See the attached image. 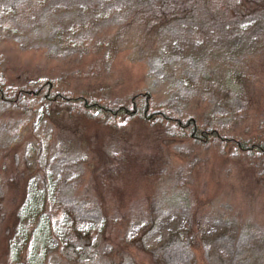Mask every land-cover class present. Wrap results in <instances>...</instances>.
<instances>
[{
	"label": "rangeland",
	"instance_id": "374dc122",
	"mask_svg": "<svg viewBox=\"0 0 264 264\" xmlns=\"http://www.w3.org/2000/svg\"><path fill=\"white\" fill-rule=\"evenodd\" d=\"M43 2L53 8L49 13H45ZM112 2L113 8H120L121 5L126 7L124 0ZM90 6L85 0H0V71H3L7 78L19 76L21 82L12 78L16 85L33 87L40 79L50 77L54 79L57 87L64 89L63 91L83 95L90 100L100 97L112 104H127L133 95L149 93L156 107L179 116L194 113L193 115H197L206 125L211 121L222 123V119L235 112L238 120L241 119L245 123L241 122L243 125H249L245 137L264 136V53L259 57L255 54L259 51L255 52L252 64H248L254 69L253 72L249 70L253 76H249L250 81L245 85L242 94L244 97L212 87L204 88L193 77L187 76H183L180 83L185 89L180 87L179 92H167L160 80V74L164 71L171 75L169 72L173 70V65L178 67L182 64L195 71L202 66L203 59L216 58L223 50L258 47L264 37L254 34L250 29L227 35L220 26L216 29L212 26L214 32H209L202 29L203 26L191 28V25L185 24L183 27L186 28L181 33L155 38L148 44L141 41L139 43L140 36L121 37L116 33L113 41L108 35L105 36L108 30H112L105 27L100 20L95 21L94 26L73 24L77 18L74 13H83ZM96 7L98 6L94 5L93 9ZM57 13L58 16L61 15V28L55 21H50V14L54 17ZM44 15H47V19ZM72 17L76 18L71 21ZM101 38L104 43L110 45L112 51H107L109 49L105 44H102L105 45L104 48L96 45V41ZM141 46L153 56H145L142 53V57L137 51ZM152 57L162 61L163 67L157 62L152 64ZM16 85L14 86L17 87ZM7 94L11 95V92L7 91ZM205 102L210 104L205 108L207 112L200 115L191 109L195 105L198 106L197 110H201L200 106ZM20 104L31 106V101L24 99ZM22 105L14 106L0 102V176H3L6 166L9 165L13 169L9 180L15 177V183L11 180L14 185L19 183L21 174L22 177L30 174L34 176L38 167L53 173L58 181L51 190L57 191L54 209L63 206L65 201L70 204L64 209H70L71 215L60 222L57 230L61 240L68 239V245L75 240L77 229L88 230L90 226H94L96 216H87L90 212L86 210L90 209L81 203H73L71 197L64 193L74 191L77 184V191H92V188L87 186L88 182L92 185L89 174L91 165L94 163L99 166L98 163L105 159L107 162L101 165L95 176L99 178L103 174L102 180L106 185L101 180L103 185L101 184L100 191L134 189L200 191L202 194L211 192L206 196L215 205L212 209L217 211L211 217L216 218H213L211 224H207L206 211L202 214L206 217L202 220H207L202 222L201 235L208 245L207 251L212 252V264H264V156L258 159L242 157L235 150V155L230 156V159L244 163L239 164V167L233 166L231 162L223 166L219 156L231 155V150H221L218 147L212 154L211 148L206 149L189 143L186 137L175 129L163 128L162 125L151 126L140 118H133L125 124L115 121L101 124L82 113L72 112L70 107L63 103L53 105L42 101L34 107L31 106V111L35 112L33 114L24 110ZM224 128L234 134L240 131L232 124L226 125V121ZM242 129L244 131L245 127ZM234 136L237 137L236 134ZM93 157L102 159L94 160ZM88 159L91 164L88 168L85 166L82 171V162H87ZM240 166H243L242 171ZM102 168L104 169L100 170ZM140 176L146 185L139 184ZM28 182L34 187L37 181L36 178H31ZM226 192L232 195L229 196ZM113 199L112 195L110 200ZM178 201L175 198L165 202L170 205ZM140 202L139 199L132 201L134 204ZM116 205L112 204L113 209ZM175 206L176 204L172 205ZM227 208L231 213L226 212ZM200 209L206 208L201 206ZM169 210L161 212L153 219L138 217V220L131 222L133 224L127 234L129 238L145 237V246L160 255L155 257V262L160 258L166 261L163 250L165 246L178 245L174 234L179 225L185 223L178 210ZM236 212L243 226L241 232L245 233V240L241 239L243 244L240 242L239 246L235 245L234 238L237 236L234 237L236 234L232 228L220 222H237L234 218ZM224 234L231 236L234 245L228 240L217 238ZM78 241L70 247L77 246ZM56 245L54 240L52 247L48 246L47 251L53 252ZM235 246L237 250H242L240 256L245 251L242 257L238 258L239 252H234ZM174 253L176 255L172 260L176 261V256L180 253L179 248H176ZM183 258L186 259L185 256Z\"/></svg>",
	"mask_w": 264,
	"mask_h": 264
},
{
	"label": "trees",
	"instance_id": "16d2710c",
	"mask_svg": "<svg viewBox=\"0 0 264 264\" xmlns=\"http://www.w3.org/2000/svg\"><path fill=\"white\" fill-rule=\"evenodd\" d=\"M85 1L91 4L90 8L78 15L74 13L77 18H74L75 21H73V17L71 18V21L74 22L73 24H79L83 27L94 26V22L100 20L105 27L112 30L111 32L108 30L105 36L108 35L113 41L116 34H118L121 37L126 35L131 36V38L140 36L139 43L141 41L148 44L152 43L155 38L160 39L171 33H181L186 28L183 27L185 24L191 25V28H196L198 25L203 26L202 29H207L209 32H214L212 26L215 29L220 26L223 27L222 29L225 30L224 32L227 35H234L250 29L254 34L264 37V0H124L126 1V7L121 5L120 8H113L114 2L112 1L114 0ZM93 4L98 7L93 9ZM43 9H45V13H49L53 8L43 2ZM44 17L47 19V15H44ZM60 18L61 15L58 16V13L54 17L50 14V21H55L59 28H61ZM190 31L189 29L188 32ZM61 32L63 31L61 30ZM96 42H98L96 43L97 46L100 45L104 48L106 45L109 49L107 51H112L110 45L104 43L102 38ZM78 44L80 45L81 43ZM137 49L142 57H144L143 54L149 57L153 56L145 51L143 46ZM221 53V55H216V58L203 59L202 66L195 71L187 69L182 64L178 67L173 65V70L169 72L171 75L166 71L160 74L162 86L165 85L167 92H179L181 90L179 89L180 87L185 89L180 83L182 82V77L187 76L193 77L204 88L207 86L220 91L225 90L242 97L245 85L250 81L249 76H253L251 72H253L254 68L248 66V64H252L255 54L260 57L264 53V41L258 47L251 48L246 46L241 50H223ZM152 59H154L151 61L152 64L157 62L163 67L162 61L155 60V57H152ZM149 66L150 63L148 64ZM12 78L21 82L19 76L7 78L4 72L0 71V102L8 105H22L20 101L24 99L27 102L31 101L32 107L42 101L53 105L63 103L68 105L72 112L82 113L101 124H109L114 121L125 124V122L133 118H140L151 126L157 125L160 127L162 125L163 128L175 129V131L186 137L189 143L206 149L211 148L210 152L212 154L214 149L218 147L221 150H231V155H218L220 157L219 160L223 161V166L231 162L233 166L239 167V164L244 163V161L237 163L230 159V156L235 155V150L242 157L248 156L249 158L258 159L264 156V136L256 135L252 137L248 135L245 137L244 135L248 134L246 129L249 125H243L244 122L241 119L238 120L239 117L235 116V112L230 113V117L222 119V126L220 125L222 123L219 122V124L217 122L216 124V122L212 121L206 125L201 122L197 115H193L194 113L187 116H179L166 109L156 107L153 105L152 96L149 93L135 94L128 100L127 104H112L100 97L90 100L83 95H75L70 91H63L64 89L57 87L55 82H53L54 79L50 77L40 79L33 87L16 85L14 84L16 81ZM7 91L11 92L12 98L10 94H7ZM196 96L201 97V95ZM208 105L210 104L205 102L204 105L200 106L202 107L201 110H197L198 106L195 105L191 109L201 115L202 112H207L205 108ZM31 106L22 105L21 107L30 112L32 110ZM226 111L228 110L226 109ZM31 112L32 114L35 113L34 111ZM225 121L226 125L232 124L235 129L238 128L237 130H240L239 133L237 131L235 133L237 137L234 136L233 132H228L224 128ZM235 122L237 123L235 124ZM243 127H245L244 131ZM83 156L85 157V155ZM102 158H104L103 155ZM102 158L93 157L94 160ZM105 162L107 161L104 159L98 163L100 164L99 166L94 165V163L91 165L89 174L92 178L90 181L92 185L88 182L87 186L89 189L92 188L90 189L92 191H77V184L74 191L64 193L69 198L71 197L70 200L73 203H81L85 208L90 209L86 210L91 213L87 214V216L90 218L92 216L97 217H94V226L92 228L90 226L88 230L77 229L76 238L69 245L67 243L68 239L63 241L58 237L57 230L60 227V222L68 218V215H71L70 209L69 211L64 209L70 204L65 201L63 206L54 209L53 203L55 202L54 197L57 191L51 190L58 181L54 178L53 173L38 167L34 172V176L30 174V176L22 177L21 174L19 183L14 185L15 177L9 180V174L13 173V169L10 165L6 166L3 176H0L2 191L0 193V264L213 263V258L210 259L212 252L207 251L209 250L208 245L204 242L201 235L203 223L207 220H202V218H206L203 217L204 212L206 211L205 216L208 217L207 224H211L214 221L213 218H216V216L211 217L217 211L212 209L215 205L206 196L210 195L211 192L202 194L200 191H135L134 189L132 191H100L103 174L101 173L102 176L99 178L95 176ZM90 164V159L87 162L83 161L81 170L83 171L85 166L88 168ZM218 164L219 162H217ZM240 168L242 171L243 166H240ZM31 178H36L37 182L34 183V187L31 186V182L29 185L28 180ZM144 178L147 180L146 176ZM142 179L141 177L140 182L139 180L137 182L144 186L147 183L141 181ZM11 180H14V182L12 183ZM142 183L145 184L142 185ZM27 186L31 191L27 189ZM226 193L229 196L232 195L230 192ZM112 195L114 199L110 200ZM198 196L200 198H197ZM175 198L179 200L178 203H171L172 205L176 204L175 207H172L171 204H166L167 201L175 200ZM134 199H139L141 202L134 204L132 203ZM114 203L117 205L113 209L112 204ZM216 205L218 208L217 203ZM201 206L206 209H200ZM168 209H170L169 211H172V209L178 210L180 215L184 217L185 223L180 224L178 231L174 234L178 245L165 246L163 255L166 261L160 258L155 262V257L160 255L145 246V237L141 239L129 238L127 234L133 224L131 223L133 220H138L140 217L146 219L157 218L158 214ZM226 212L231 213L229 208H227ZM234 218L238 221L231 222L229 220L227 222L226 220L225 222H220L232 228L236 234L234 237L237 236L234 238L235 245L239 246V243L241 242L242 245L245 240V233L241 232L243 226L240 223V216L237 212L234 214ZM24 221L25 224H23ZM81 221L83 222V218ZM78 223L81 224L80 221ZM250 231L253 232V230ZM230 237L227 234L217 236L218 239L228 240L230 244L234 245ZM54 240L57 245L53 252L47 251L48 246L52 247ZM77 240H79L77 246H74V248L72 246L71 248V244ZM259 241L261 242L262 240ZM246 242L245 244L247 245L248 242ZM236 246L234 252L238 251V258H240L245 251L240 256L242 250H237ZM176 248H179L180 253L176 256V261H173L172 258L176 255L174 253Z\"/></svg>",
	"mask_w": 264,
	"mask_h": 264
}]
</instances>
